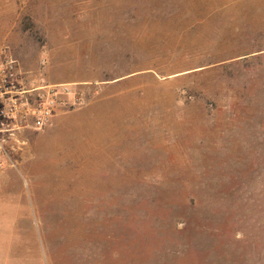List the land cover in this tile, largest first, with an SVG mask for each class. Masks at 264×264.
Segmentation results:
<instances>
[{
    "label": "rangeland",
    "instance_id": "rangeland-1",
    "mask_svg": "<svg viewBox=\"0 0 264 264\" xmlns=\"http://www.w3.org/2000/svg\"><path fill=\"white\" fill-rule=\"evenodd\" d=\"M84 102L0 170V264H264V0H0V46Z\"/></svg>",
    "mask_w": 264,
    "mask_h": 264
},
{
    "label": "built area",
    "instance_id": "built-area-1",
    "mask_svg": "<svg viewBox=\"0 0 264 264\" xmlns=\"http://www.w3.org/2000/svg\"><path fill=\"white\" fill-rule=\"evenodd\" d=\"M83 102L75 83L34 84L11 50L0 46V170L17 164L21 132L43 129L58 112Z\"/></svg>",
    "mask_w": 264,
    "mask_h": 264
}]
</instances>
